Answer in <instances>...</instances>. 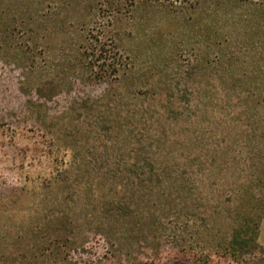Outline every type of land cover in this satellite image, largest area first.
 Instances as JSON below:
<instances>
[{
  "label": "rangeland",
  "instance_id": "1",
  "mask_svg": "<svg viewBox=\"0 0 264 264\" xmlns=\"http://www.w3.org/2000/svg\"><path fill=\"white\" fill-rule=\"evenodd\" d=\"M262 189L264 0H0V264H231Z\"/></svg>",
  "mask_w": 264,
  "mask_h": 264
},
{
  "label": "trees",
  "instance_id": "2",
  "mask_svg": "<svg viewBox=\"0 0 264 264\" xmlns=\"http://www.w3.org/2000/svg\"><path fill=\"white\" fill-rule=\"evenodd\" d=\"M217 44H220V41ZM262 203H264V189L259 196L252 194L248 205L235 212L234 220L236 221H234L235 227L232 230L231 239L226 246H218L216 255L226 257L231 264H249L252 259L264 254V247L258 243L260 221L263 218L259 206ZM210 256L205 255L207 260Z\"/></svg>",
  "mask_w": 264,
  "mask_h": 264
}]
</instances>
